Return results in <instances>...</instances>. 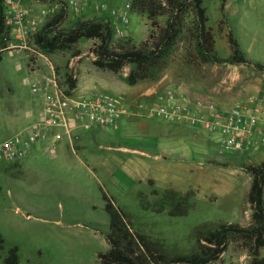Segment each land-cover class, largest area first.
<instances>
[{"label": "rangeland", "instance_id": "rangeland-1", "mask_svg": "<svg viewBox=\"0 0 264 264\" xmlns=\"http://www.w3.org/2000/svg\"><path fill=\"white\" fill-rule=\"evenodd\" d=\"M20 1L36 19L50 2ZM91 1L87 2L84 17L79 19L66 10L62 27L76 20L107 17L113 21L108 11L99 18L92 16ZM108 1L113 8L122 7L123 0ZM203 5L218 55L223 59L232 55L228 40L232 33L247 59L264 66V0H203ZM47 21H39L37 30L26 40L19 39L11 29L12 42L18 48L5 52L0 62V144L24 132L29 124L25 115L31 106L42 111V101L28 85L38 78L34 71L40 65L41 69L48 65L40 54L54 63L62 83L70 73L76 75L77 81L79 78L80 85L87 86L77 94L109 93L131 103L142 99L153 101L166 89H172L214 97L218 104L230 105L239 97L227 100L228 92L243 91L244 96L257 92L264 100V72L246 65L191 64L188 55L196 52L189 38L190 42L180 41L173 48L155 77L130 85L127 78L132 66L119 73L94 66L93 41L83 39L71 50L44 54L33 44L32 37ZM160 21L164 24L166 18L161 17ZM150 29L146 18L131 14L125 38L140 43ZM118 40L114 37L113 43ZM22 43H26L25 48L19 47ZM78 56L81 59L72 71L69 63ZM230 77L241 80L239 84L233 82L228 91ZM224 79L229 83L224 84ZM254 86H260L261 91H256ZM148 92L151 96H145ZM143 122L131 126L121 122L119 131L101 132L103 135L99 141L92 142V147L97 149V143H102L101 157L107 159L116 154L120 160L115 164L106 160L105 166L95 171L81 172L76 167L53 169L55 158L49 150L24 171L15 162L0 160V234L5 241L0 249V264H4L12 248L19 250V264H97L98 254L110 249L107 240L110 217L105 210L104 195L124 214L129 229L147 238L153 251L163 257L164 264H177L172 261L200 253L204 237L222 225L251 224L248 195L252 179L245 166L262 163L264 147L253 152L223 154L219 139L207 131L160 118H146ZM129 132L131 137L123 139ZM147 135L157 139L142 143L146 141L142 136ZM119 146L144 150L148 155L114 150ZM77 154L84 156L80 151ZM163 154L174 159L155 158ZM180 156L188 159H178ZM146 178L154 181L147 183L143 181ZM184 197L188 200V214L171 216L172 207L178 202L184 204ZM251 259L245 241L233 237L226 251L211 264H250Z\"/></svg>", "mask_w": 264, "mask_h": 264}, {"label": "trees", "instance_id": "trees-1", "mask_svg": "<svg viewBox=\"0 0 264 264\" xmlns=\"http://www.w3.org/2000/svg\"><path fill=\"white\" fill-rule=\"evenodd\" d=\"M4 9L3 0H0V62L3 54L9 51L5 39L11 40V28L5 25ZM132 14L146 18L151 24L147 38L140 43H133L128 38H119L113 43L116 37L112 28L113 21L107 17L76 20L63 28L66 20V9L63 7L33 35V44L44 54L51 55L71 50L83 39L93 41L91 54L94 56V66L112 73H119L125 67L132 66L127 78L130 85L155 77L156 71L166 64L173 48L187 38L196 52L188 55L191 64L211 62L246 65L264 72L263 65L247 59L232 33L228 35L232 55L227 59L218 55L215 35L208 27L209 18L203 0H133ZM81 17L84 15L78 19ZM161 17L166 18L164 24L160 21ZM77 82L73 74H66L65 84L70 89H76ZM245 170L252 179L248 195L252 210L251 224L248 227L222 225L204 237L200 253L179 257L172 263L211 264L221 257L229 240L235 237L243 239L247 244L252 258L250 264H264V161L258 165L245 166ZM184 198V204L178 202L172 207L169 212L171 216L188 214V200ZM104 199L105 210L110 217V232L107 235L110 249L98 254L97 264H164L163 257L153 251L147 238L138 231H131L124 214L107 195H104ZM4 243L0 234V249L4 248ZM19 261L18 248H12L4 264H19Z\"/></svg>", "mask_w": 264, "mask_h": 264}, {"label": "built area", "instance_id": "built-area-1", "mask_svg": "<svg viewBox=\"0 0 264 264\" xmlns=\"http://www.w3.org/2000/svg\"><path fill=\"white\" fill-rule=\"evenodd\" d=\"M61 1L53 0L47 3L36 19L20 0H5V25L16 31L19 39L26 40L37 30L39 21L49 19L63 7L76 16L84 15L88 7V0ZM132 5L133 0H123L122 7L117 9L111 7L108 0H96L94 10L98 13L109 11L114 18V35L125 38ZM5 40L9 50L18 48L12 39ZM19 47L25 48L26 43ZM40 57L47 62V69L42 76L28 82V85L42 101L41 119L23 133L1 143L0 160L17 161L24 158L33 144L49 139L50 134L52 139L49 150L55 151L64 132L71 135L77 128L84 131H119L126 116H138L143 112L149 118L185 123L215 135L219 139V148L223 154L253 152L264 147V100L256 93L238 99L230 105H220L209 97L166 89L153 101L142 99L127 103L122 96L115 94H77L76 89H70L65 84V80L62 83L59 71L49 57L43 54H40ZM80 59L81 56L71 59L69 68L74 70ZM227 83L224 81V84ZM228 90H231V87ZM151 94L148 92L145 96ZM53 129L64 131L51 133Z\"/></svg>", "mask_w": 264, "mask_h": 264}, {"label": "crops", "instance_id": "crops-1", "mask_svg": "<svg viewBox=\"0 0 264 264\" xmlns=\"http://www.w3.org/2000/svg\"><path fill=\"white\" fill-rule=\"evenodd\" d=\"M93 1H95V0L91 1L92 4L90 6L91 11H92L91 15L94 17H98V18H99V16H104L105 15L104 12L98 13L97 11L94 10ZM91 15H89V16H91ZM126 33H128V28H127ZM46 69H47L46 66H45V68L41 69V65H40L39 69H36L34 71L35 76L36 77L42 76V74L44 73V71ZM227 80L228 79H224V81H227ZM239 80H241L240 77L238 78L237 81L236 80L234 81L233 78L230 77V80H229L230 83L228 81L227 82L230 84L229 85L230 87H233L236 82L240 83ZM224 81H222V82L224 83ZM233 82H234V84H233ZM253 88L256 91H259V92L261 91L260 86H254ZM80 89L82 91H85L87 89V86L84 84L80 85L79 78H78L76 91H78ZM225 90H226V88H225ZM81 93L83 94V92H81ZM217 93H219V91ZM228 93L229 94L226 95V98H227V100H231V101L233 99H235L236 97L243 98V97L247 96V95L244 96L245 93H243V91H236L235 93H233L232 91H229ZM254 93H257V92H254ZM212 98H214V97H212ZM41 114H42V111L39 108H37V106H34V107L31 106L30 110H28L26 115H25L26 121L29 124L27 125L26 128H24L25 129L24 131H26L28 128L33 126L35 123L39 122L41 119ZM146 118H149V117L144 112L138 116H126L123 119L122 124H126V125L131 126L132 123H141V121L143 124L144 123L143 121ZM191 128H193V127H191ZM194 129H197V128H194ZM106 130H108V129H93L92 131H84L80 128H77V129L73 130L71 135L65 134V132H64V136H63L62 140L58 143V146H57L55 151L49 150V144H50V141L52 139L51 134H50L49 139H46L44 141H40V142L33 144L27 156H25L24 158L17 160V161H8V162H15L16 166L19 167V169H21L22 171H24V169H28L30 166H34L36 162L38 163V159L41 157V155L45 151L49 150L55 158V162L53 163L54 164L53 169H57V170L61 171V170H66V169H73L74 167H76L81 172H84L85 170L91 171V169H92V171H95L94 169H96V168L99 169V168L105 166L106 160H108L109 162H112L114 164L120 160L119 156L116 154L110 155L107 159H105L104 157H101V155H99V152L102 149V143H97V145H98L97 149L92 147L94 145L92 142H95L96 140L99 141V137L101 135H103L101 132L106 131ZM54 131L63 132L64 130L53 129L51 131V133ZM128 131H132V129H128ZM130 135H132L131 132H129V135L123 136V139L124 138L127 139L128 137H131ZM142 137L146 140V141H142V143H146V144L155 142V140L157 139L155 136H149V135L142 136ZM107 149L112 150L113 148L107 147ZM114 150L122 151V152H128V153H132V154H136V155H144V156L148 155V153L145 152L144 150H139L136 148L135 149H129L125 146L115 147ZM78 151L83 153L84 156H78V154H77ZM74 156L76 158L75 160H77V161L74 160ZM155 158L171 159V160L174 159L173 156H170L168 154L155 156ZM178 159L186 160L188 158L185 156H180V157H178ZM149 180L154 181V179H152V178H146L143 181L149 183ZM140 181L142 182V180H140Z\"/></svg>", "mask_w": 264, "mask_h": 264}]
</instances>
